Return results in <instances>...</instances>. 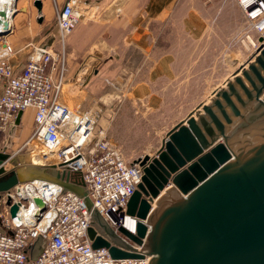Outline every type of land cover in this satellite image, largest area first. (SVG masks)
<instances>
[{"label":"water","instance_id":"95a60500","mask_svg":"<svg viewBox=\"0 0 264 264\" xmlns=\"http://www.w3.org/2000/svg\"><path fill=\"white\" fill-rule=\"evenodd\" d=\"M34 6L41 20V2ZM4 32H9L6 23ZM52 41L50 35L46 44ZM258 41L233 76L200 104L201 111L197 105L167 130L153 156L134 160L143 173L126 214L138 219L136 230L118 229L128 241L92 209L82 178L71 182L69 174L57 171L50 176L44 172L48 166L32 163L6 170V162H16L0 151V191L38 179L74 192L100 234L88 229L92 247L107 248L113 258L148 255V264H264V43L262 37ZM22 115L16 114L7 146ZM35 202L43 208L39 198ZM16 209L12 206V217ZM43 245L38 236L30 257H37Z\"/></svg>","mask_w":264,"mask_h":264},{"label":"rangeland","instance_id":"374dc122","mask_svg":"<svg viewBox=\"0 0 264 264\" xmlns=\"http://www.w3.org/2000/svg\"><path fill=\"white\" fill-rule=\"evenodd\" d=\"M120 2L126 7L99 9L106 11L104 17L111 19L107 25L116 30L102 38L96 32L103 19L96 16L97 9L90 8L94 4L79 0L80 21H89L93 27L92 41L86 50L89 55H77L67 48L68 71L59 98L70 109L96 113L95 132L104 130L108 140L106 125L112 119L110 136L125 160L132 162L145 154L153 156L167 130L250 56L254 44L248 37L257 41L260 35L237 0L243 16L235 0ZM114 16H128L126 35L125 27L124 32L118 31L123 25ZM135 17L140 22L138 32L131 24ZM187 28L192 31L191 39L184 37ZM120 76L123 83H119ZM32 125V117H27L16 128L5 149L14 155L16 164L7 162V169L54 160L45 157L34 142L32 154L30 146H23ZM44 172L53 176L55 169L47 167Z\"/></svg>","mask_w":264,"mask_h":264},{"label":"built area","instance_id":"2783aa9c","mask_svg":"<svg viewBox=\"0 0 264 264\" xmlns=\"http://www.w3.org/2000/svg\"><path fill=\"white\" fill-rule=\"evenodd\" d=\"M237 1L260 33L264 29V0ZM78 3L68 0L56 8L52 43H29L31 49L18 70L11 62L15 50L7 39L11 24L8 33H0V150L8 147L16 114L32 109V131L23 146H30L32 154L36 142L45 157L51 154L54 159L50 163L40 160L38 165L54 167L65 177L69 174L71 182L82 178L92 209L100 211L106 224L128 241L118 229L135 233L138 219L127 215L126 209L141 181L142 167L127 162L104 130L96 134V113L70 109L59 98L66 80L65 41L81 18ZM4 24L0 21V30ZM6 164L5 169L10 170ZM35 198L42 201V209ZM14 205L17 209L12 217ZM85 207L83 198L47 180H27L0 191V264H148V255L113 258L107 248H93L88 229L93 227L96 235L100 234L89 223L91 214ZM127 219L133 220L134 229L125 227ZM38 236L44 239L43 249L31 258Z\"/></svg>","mask_w":264,"mask_h":264},{"label":"crops","instance_id":"0c3cea01","mask_svg":"<svg viewBox=\"0 0 264 264\" xmlns=\"http://www.w3.org/2000/svg\"><path fill=\"white\" fill-rule=\"evenodd\" d=\"M34 1H36V0H17V2H16L17 11L12 15V18H11L12 19V21H11L12 33L8 35L7 39L15 50L14 55L11 57V62L16 67L17 70L22 67V65L24 64L26 57H27V55L31 49V46L29 43H31V42L35 43V44L47 43V41L50 38V35L52 33H54V30H55V10H56V8H61L68 0H39L41 2V20H39V14L37 13V9L34 6ZM84 1L88 2L89 5L94 4L93 6H90V8L97 9L98 14L96 16L103 19V21L101 22V24H103V25H101L100 30L98 32H96V34H101V36L103 38L110 31H116V30L110 29L109 25H107V24H109L108 21L111 19L109 18V16H106L107 19L104 17V15L107 14L106 11L102 12V11H99V9L123 7L125 5H123L124 4L123 2L122 3L120 2L121 0L120 1H117V0H84ZM22 8H26V10L22 11ZM235 8H237V11L239 9V12H241V15L243 16V11L239 8L236 0H235ZM241 15L239 13L240 18H241ZM113 20H118V22H117L118 25H119V23H120V25H123L121 28L118 29V31L123 30V32H124V27H125V35H126V33L128 32V28H127V25L129 22L128 16L120 17V18L114 16ZM131 24L134 25L135 32H138V30H139L138 25H140L139 20L135 17V19L133 18ZM50 28H52L51 31H49ZM239 29H240V31H237V33H241L243 26L240 27ZM141 30H142V28H141ZM93 31H94L93 27L90 26L89 21H84V22L80 21L77 24V26L74 28L72 33L66 38V41H65V45H66V72L68 71L67 48H68V50H72L77 55H89V52L86 50L89 48L88 46L90 45V43L92 41ZM252 31L254 32V30H252ZM170 32L173 33L174 30H171ZM150 34H151V36L154 37L153 31L150 32ZM192 36H193L192 31L190 30V28H187V31L184 33V37L191 39ZM174 37H175V35H174ZM196 37H200V35L196 36ZM171 38H173V37H171ZM141 51H145V49H141ZM152 51H154V50H152ZM251 53H252V51H251ZM148 54L149 53L146 50L145 55H148ZM246 59H244V61ZM241 64L242 63L238 64V66L235 68V70ZM234 71H232V73ZM232 73L228 74L218 84H216V87L212 91L209 92L208 96L206 95L201 100L196 102L195 107L199 103H201L205 99H207L215 89H217L218 87H220L224 83L225 80L230 78ZM66 76L67 75L65 73V79H66ZM119 78L121 79L119 83H123V81H124L123 77L120 76ZM189 112L190 111H188V113ZM32 115H33L32 109L24 110L22 118H21V123H23V121L27 117H32ZM186 115H185V117H186ZM111 121H112V119L109 120L107 125H106V133H107L109 140L114 143V144L113 143L112 144L114 146H116V143H115L116 139L115 138L112 139L113 137L111 138V136H110V130H111V124H112Z\"/></svg>","mask_w":264,"mask_h":264},{"label":"bare ground","instance_id":"6f19581e","mask_svg":"<svg viewBox=\"0 0 264 264\" xmlns=\"http://www.w3.org/2000/svg\"><path fill=\"white\" fill-rule=\"evenodd\" d=\"M15 1L16 0H0V16H2L3 21L7 25H10L11 24V21H12V19H11L12 18V15L11 14H12V10L15 8ZM259 35H260V37L263 38L262 43H264V29L260 31ZM248 39H249V41H250L251 44H254V49H253V51H254L257 48V46L260 44V42L258 40L257 41L254 40L251 36H249ZM237 69H236V71H237ZM233 74H234V72L231 74L230 77H232ZM225 81H224V83L221 86H223L225 84ZM215 90L211 93V95L207 99H205L203 102H201V103L198 104L199 105V111L202 110L200 104H202V103H208V101L212 97V95L215 92ZM35 144H36V142H34V145ZM47 156H50L51 158H53V156H51V154H49ZM6 167H8V166H6ZM161 193H164V190ZM154 205H155V202H153V206ZM134 225L135 224H134V222H133L132 219H127L126 220L125 227H127L128 229H130V230L134 229Z\"/></svg>","mask_w":264,"mask_h":264}]
</instances>
